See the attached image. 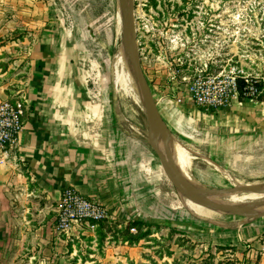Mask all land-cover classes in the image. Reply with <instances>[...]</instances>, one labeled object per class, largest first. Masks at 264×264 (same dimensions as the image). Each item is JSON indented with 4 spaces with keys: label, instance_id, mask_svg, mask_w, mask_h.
Segmentation results:
<instances>
[{
    "label": "crops",
    "instance_id": "1",
    "mask_svg": "<svg viewBox=\"0 0 264 264\" xmlns=\"http://www.w3.org/2000/svg\"><path fill=\"white\" fill-rule=\"evenodd\" d=\"M71 26L57 0H0V103L19 99L25 107L16 145L0 164V264H146L142 241L105 242L104 252L92 251L87 262L74 257L55 228L66 187L102 203L111 219L174 228L202 248L235 255L247 250L235 264H264V218L196 221L162 198L160 176L145 165L143 145L128 149V132L114 126L110 104L94 97L77 49L84 38ZM159 111L178 133L186 131L183 123L197 130L201 118L200 159L211 170L225 172L236 157L245 162L264 144V98H238L213 114L196 107L180 121Z\"/></svg>",
    "mask_w": 264,
    "mask_h": 264
},
{
    "label": "rangeland",
    "instance_id": "2",
    "mask_svg": "<svg viewBox=\"0 0 264 264\" xmlns=\"http://www.w3.org/2000/svg\"><path fill=\"white\" fill-rule=\"evenodd\" d=\"M57 1L63 6L66 19L72 23V31L84 38L77 44V49L85 59L88 83L94 97L110 104L117 123L114 126L127 130L128 134H123L130 138L128 149L143 145L145 165L160 176L162 198L166 202L171 198L194 220H202L189 207L187 198L174 188L146 142L145 115L122 49L124 16L120 0ZM134 8L142 69L157 107L167 119L168 114H172L175 121L191 117V111L197 107L191 100V83L202 73L235 70L256 79L264 89V0H134ZM124 73L130 80L128 89L121 79H117ZM196 123L198 131L183 123L186 131L182 133L174 130L175 125H167L174 151L183 150L187 159L184 172H188L192 182L214 189L264 186V157L263 151L259 150H264V144L246 154L245 162H240L243 157H236L226 172L211 170L212 166L200 159L203 148L200 128L204 124L201 118ZM133 129L135 135H141L142 141L131 134ZM170 190L175 197L168 193ZM209 198L214 200L217 196ZM211 214L208 221L237 217L213 211ZM125 225L118 219H108L93 225L81 223L62 234L66 245L75 249L74 257L87 262L92 260V251L96 255L104 252L105 242L108 246L120 242L128 244L130 234L125 233ZM132 234H144L142 239L128 245L135 246L142 241L146 264H235L242 262L246 257L242 254L247 252L240 250L235 255V251H225L221 247L202 248L185 233L158 224L143 226Z\"/></svg>",
    "mask_w": 264,
    "mask_h": 264
},
{
    "label": "water",
    "instance_id": "3",
    "mask_svg": "<svg viewBox=\"0 0 264 264\" xmlns=\"http://www.w3.org/2000/svg\"><path fill=\"white\" fill-rule=\"evenodd\" d=\"M122 4L123 35L122 49L127 67L138 92L141 106L144 109L146 123V142L156 156L165 175L174 188L184 198L189 199L204 209L229 213L247 220L264 218V203L234 205L212 201L209 196L226 197L238 193H264L263 185H237L227 189L199 187L182 171L172 146L167 125L157 107L152 90L144 75L138 48L134 0H120Z\"/></svg>",
    "mask_w": 264,
    "mask_h": 264
},
{
    "label": "built area",
    "instance_id": "4",
    "mask_svg": "<svg viewBox=\"0 0 264 264\" xmlns=\"http://www.w3.org/2000/svg\"><path fill=\"white\" fill-rule=\"evenodd\" d=\"M239 79L244 82L241 88L244 99L254 100L260 93L258 81L235 70L196 75L191 83V100L206 111L225 110L240 96ZM24 112V103L19 99H6L0 103V164L6 162L9 150L16 145L23 128ZM108 219L111 218L102 203L81 195L72 187H66L59 201L55 228L58 232H69L78 224L93 225ZM135 230L134 227L130 228L131 233Z\"/></svg>",
    "mask_w": 264,
    "mask_h": 264
},
{
    "label": "bare ground",
    "instance_id": "5",
    "mask_svg": "<svg viewBox=\"0 0 264 264\" xmlns=\"http://www.w3.org/2000/svg\"><path fill=\"white\" fill-rule=\"evenodd\" d=\"M123 76L120 78V76L118 75V78L117 79H121L122 80V85L124 87H127L128 85H130L129 77H128L127 73H124ZM128 87H127V89H128ZM142 110L144 111L143 107H142ZM176 150H177L176 151V158H177L178 164L180 165V168L182 169V171H184V167H186V165L188 164L186 162L187 159H186V157H185V155L183 153V150H181L179 148L176 149ZM220 170H222V169H220ZM184 173L187 175V177L189 179H191L189 177V175L187 174L188 172L187 173L184 172ZM213 199L214 200H212V201H214V202L228 203V204H234V205H247V204H244V203H248V204L249 203L261 204V203H264V193H250V192L249 193H238V194H234V195L222 197L220 200H219V197L213 198ZM230 199H232V200H230ZM187 201H188L189 207L193 210V212H195L199 216L210 217L212 215L211 214L212 211L207 210V209H204L203 207H201L200 205H198L196 203H193L189 199H187ZM262 209H264V206L262 207Z\"/></svg>",
    "mask_w": 264,
    "mask_h": 264
},
{
    "label": "trees",
    "instance_id": "6",
    "mask_svg": "<svg viewBox=\"0 0 264 264\" xmlns=\"http://www.w3.org/2000/svg\"><path fill=\"white\" fill-rule=\"evenodd\" d=\"M238 85H239V88H240V96H239V98L240 99H244V97L242 95V91H241V88L244 86L243 80L239 79L238 80ZM259 89H260V93L254 98V100H256V101H261L264 98L263 86L259 85ZM119 223H124V222L119 221ZM125 224L126 225L124 227V231H125V233L130 234V236L128 237V240H127L128 244L136 243L138 240L142 239V237L144 235V234L133 235L132 233H130V228L131 227H134V228L138 229V231H139L143 226H150L151 225V224L143 223V222H140V221H128Z\"/></svg>",
    "mask_w": 264,
    "mask_h": 264
},
{
    "label": "flooded vegetation",
    "instance_id": "7",
    "mask_svg": "<svg viewBox=\"0 0 264 264\" xmlns=\"http://www.w3.org/2000/svg\"><path fill=\"white\" fill-rule=\"evenodd\" d=\"M141 59V58H140Z\"/></svg>",
    "mask_w": 264,
    "mask_h": 264
}]
</instances>
